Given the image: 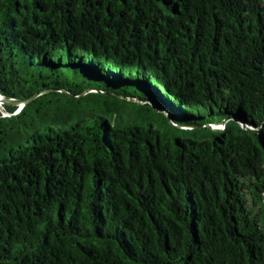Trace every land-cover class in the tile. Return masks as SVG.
<instances>
[{
	"label": "trees",
	"instance_id": "trees-1",
	"mask_svg": "<svg viewBox=\"0 0 264 264\" xmlns=\"http://www.w3.org/2000/svg\"><path fill=\"white\" fill-rule=\"evenodd\" d=\"M39 92L0 264H264V0H0V96Z\"/></svg>",
	"mask_w": 264,
	"mask_h": 264
},
{
	"label": "water",
	"instance_id": "water-1",
	"mask_svg": "<svg viewBox=\"0 0 264 264\" xmlns=\"http://www.w3.org/2000/svg\"><path fill=\"white\" fill-rule=\"evenodd\" d=\"M63 93L67 94V95H70L67 91L65 90H61ZM89 91L91 90H86L84 93H82L81 95L79 96H73V95H70L71 97H81L83 95H85L86 93H88ZM42 92H39L35 95H33L32 97L28 98V99H5L4 97L0 96V107L2 104H9V105H13V106H16V110H15V113L19 112L23 107L24 105H26L28 102L32 101L33 99H35L37 96H39ZM128 100V99H126ZM141 104L145 105L144 102H141ZM149 104L151 107H148L150 108L152 114L154 116H159V117H162V118H165L168 123L171 124V120H170V115H169V111L167 108H164L163 110H157L153 105L152 103L149 101ZM142 105V106H143ZM145 107V106H144ZM213 129H219V128H223V124L222 125H217V126H213L212 127Z\"/></svg>",
	"mask_w": 264,
	"mask_h": 264
}]
</instances>
